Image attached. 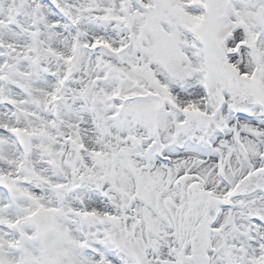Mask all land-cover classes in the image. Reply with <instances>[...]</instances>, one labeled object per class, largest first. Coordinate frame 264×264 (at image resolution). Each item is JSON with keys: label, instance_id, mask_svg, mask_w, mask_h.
Instances as JSON below:
<instances>
[{"label": "snow or ice", "instance_id": "obj_1", "mask_svg": "<svg viewBox=\"0 0 264 264\" xmlns=\"http://www.w3.org/2000/svg\"><path fill=\"white\" fill-rule=\"evenodd\" d=\"M0 264H264V0H0Z\"/></svg>", "mask_w": 264, "mask_h": 264}]
</instances>
